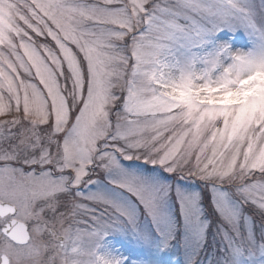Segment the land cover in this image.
<instances>
[{
	"label": "snow or ice",
	"instance_id": "6c2138e0",
	"mask_svg": "<svg viewBox=\"0 0 264 264\" xmlns=\"http://www.w3.org/2000/svg\"><path fill=\"white\" fill-rule=\"evenodd\" d=\"M0 264H264V0H0Z\"/></svg>",
	"mask_w": 264,
	"mask_h": 264
}]
</instances>
